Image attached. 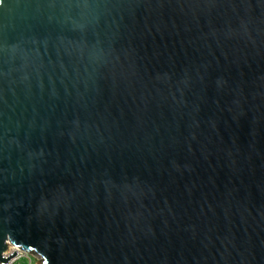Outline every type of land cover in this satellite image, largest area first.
<instances>
[{
    "label": "water",
    "instance_id": "obj_1",
    "mask_svg": "<svg viewBox=\"0 0 264 264\" xmlns=\"http://www.w3.org/2000/svg\"><path fill=\"white\" fill-rule=\"evenodd\" d=\"M0 233L3 264H264V0H0Z\"/></svg>",
    "mask_w": 264,
    "mask_h": 264
},
{
    "label": "built area",
    "instance_id": "obj_2",
    "mask_svg": "<svg viewBox=\"0 0 264 264\" xmlns=\"http://www.w3.org/2000/svg\"><path fill=\"white\" fill-rule=\"evenodd\" d=\"M16 252L17 255H15L12 259H10L6 264H13L17 259L18 257L21 255V254H26L18 249H16L15 247L13 246H9L8 247V250L3 254V257L4 258H8L10 255H12V253ZM35 257V256H34ZM36 259V264L38 263V258L35 257ZM0 264H3V263H0Z\"/></svg>",
    "mask_w": 264,
    "mask_h": 264
},
{
    "label": "rangeland",
    "instance_id": "obj_3",
    "mask_svg": "<svg viewBox=\"0 0 264 264\" xmlns=\"http://www.w3.org/2000/svg\"><path fill=\"white\" fill-rule=\"evenodd\" d=\"M13 264H36V259L29 253L21 254Z\"/></svg>",
    "mask_w": 264,
    "mask_h": 264
},
{
    "label": "snow or ice",
    "instance_id": "obj_4",
    "mask_svg": "<svg viewBox=\"0 0 264 264\" xmlns=\"http://www.w3.org/2000/svg\"><path fill=\"white\" fill-rule=\"evenodd\" d=\"M2 240H3V233H0V241H2ZM13 243H19V242L16 241V240H13ZM24 247L28 251H31L32 250V249H28L26 245ZM0 250H2V249H0ZM45 264H46V262H45Z\"/></svg>",
    "mask_w": 264,
    "mask_h": 264
}]
</instances>
